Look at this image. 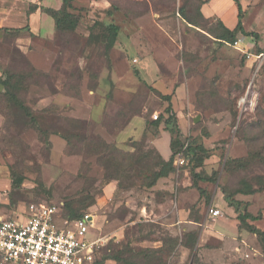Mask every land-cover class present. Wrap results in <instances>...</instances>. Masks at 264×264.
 <instances>
[{
	"label": "rangeland",
	"instance_id": "1",
	"mask_svg": "<svg viewBox=\"0 0 264 264\" xmlns=\"http://www.w3.org/2000/svg\"><path fill=\"white\" fill-rule=\"evenodd\" d=\"M204 1L73 0L74 31L58 32L48 16L33 20L35 29H24L28 21L0 24V216L72 204L95 216L99 258L129 248L153 251V264H264L259 238L238 230L224 195L242 180L255 187L237 198L261 215L251 223L264 231V0H251L245 12L249 35L228 42L216 38L217 18L198 16ZM30 5L0 0V23L21 9L29 16ZM222 8L228 23L237 18L229 0ZM111 24L120 31L108 49ZM8 75L27 113L2 84ZM169 95L182 143L208 150L196 172L210 179L198 187L189 162L150 187L159 154L170 152L169 135L158 137ZM251 152L262 160L244 171L229 166ZM92 197L94 205L80 203ZM211 207L227 235L209 226Z\"/></svg>",
	"mask_w": 264,
	"mask_h": 264
},
{
	"label": "trees",
	"instance_id": "2",
	"mask_svg": "<svg viewBox=\"0 0 264 264\" xmlns=\"http://www.w3.org/2000/svg\"><path fill=\"white\" fill-rule=\"evenodd\" d=\"M72 1L73 0H62V7L58 10L49 8V7H39L38 5L32 4L29 8V14L35 13L39 8L42 12L53 18L55 22V27L58 32H65V31H74L77 28V22L74 19L73 15L69 11V9L72 8ZM236 3V6L238 8V24L237 27L234 30L228 29L222 22L219 23L220 30L216 32V38H218L221 42L225 41L228 42L230 40H233L235 36L238 33H241L243 35H249L244 30L243 27V17H244V10L241 5L240 0H234ZM204 4V2H203ZM202 4V5H203ZM181 13L185 15V19L189 22V24H193L198 27V23L186 16L184 13L183 8H181ZM198 16L201 19H205L204 15L201 13V8L198 10ZM24 29L29 30V27H25ZM107 32V48L111 49L116 43L118 33L120 31L119 27L111 24L107 26L106 28ZM22 30V29H19ZM18 30V31H19ZM254 35V34H252ZM15 79L14 75H8L6 80H2V84L5 86V88L8 89V93L10 95L11 101L13 104L19 108L22 109L24 112H28V108L19 101L16 94L12 91V81ZM165 100L168 102V107L166 109L167 118L165 119V127L166 131H169L172 133V139L170 143V148L172 152V156L168 161L163 159V157L159 154V165L161 166L156 172H154L153 179L151 182V186H155L157 182L162 179L168 177L171 173L174 172V157L178 155L179 153L184 151V148L186 147V143H182L180 139L181 130L179 129L176 121V115L173 110L172 105V98L171 96H165ZM162 123L161 117H158L156 121H153L151 124L154 125L155 128H159L160 124ZM175 136V137H174ZM113 150L115 152H119V149L114 146ZM186 157L188 159L189 165L192 164L194 167L193 171V183L195 187H198V182H207L210 177L206 178L202 173H197L196 170L201 168L204 164V161L206 160L208 156V150H206L203 146H197V145H187V149L185 150ZM264 157V156H263ZM259 154H255L251 152L246 158L244 159H235L230 161L229 166H233L235 169H238L239 171L247 170L249 167L254 165L257 161L262 160L263 158ZM262 162V161H260ZM259 162V163H260ZM263 178H258V183H262ZM261 185V184H260ZM257 189L253 187L252 185L248 184L246 181H243L240 183V186L236 188L233 191H224L225 195V201L229 205V207L233 208L235 210V213L237 214V219L239 221V228L238 230L241 231H248L254 235H256L259 238V241L262 245V250L264 253V231H261L257 229L251 222H255L261 219V215L254 216L248 211V204L244 203L243 201L239 200L237 197L239 195L243 196H249L256 194ZM87 200H80V203H83L84 207L88 208L91 205H94L95 198L92 197L88 204H86ZM63 216L68 219L69 221L77 220L79 218H82L85 213L80 212V210L73 208L72 204H66L63 211ZM197 222V221H195ZM107 260H114L116 262H126L127 264H153L154 261H157L158 258H155L153 255V251L144 250L140 252H134L131 249L127 248L126 251L122 253H115L113 251L112 254H108L106 256L103 255V257L100 258V260L97 261L96 264H105ZM0 261L2 263V259L0 256Z\"/></svg>",
	"mask_w": 264,
	"mask_h": 264
},
{
	"label": "built area",
	"instance_id": "3",
	"mask_svg": "<svg viewBox=\"0 0 264 264\" xmlns=\"http://www.w3.org/2000/svg\"><path fill=\"white\" fill-rule=\"evenodd\" d=\"M186 149L187 145L174 160L177 170L188 165ZM62 211L58 205L32 204L21 216H0L2 264H96L102 239L93 235L95 216L84 214L69 221ZM209 212L220 215L213 207ZM57 219L63 222L61 227Z\"/></svg>",
	"mask_w": 264,
	"mask_h": 264
},
{
	"label": "crops",
	"instance_id": "4",
	"mask_svg": "<svg viewBox=\"0 0 264 264\" xmlns=\"http://www.w3.org/2000/svg\"><path fill=\"white\" fill-rule=\"evenodd\" d=\"M54 1H56V3L58 4V6L59 5H61L62 4V0H8V2L11 4V3H23L24 5L25 4H35V5H38V3L39 4H41V3H43V4H41L39 7H50V3H52V2H54ZM222 1L223 0H206V1H204V4H203V6H202V13L204 14V16L206 17V18H217L216 20H218L219 22H222L228 29H230V30H234L236 27H237V24H238V8H237V6H236V3H235V1L234 0H229V3H230V5L232 6V8H233V10H234V14H236L237 13V18H235L234 19V21H232L231 23L229 22H227V18H228V11H225L223 8H222ZM251 0H240V2H241V5H242V7H243V10H244V15H245V12H247V8L251 5V2H250ZM30 5V6H31ZM20 12V13H19ZM18 13H17V15H18V17L15 19V20H10V22L8 23V25H7V23H5L4 21H1V23L0 24H2V25H6V26H17L20 22H24V21H28L27 22V26L26 27H29V28H33L34 26H33V24H32V22H33V20H35L36 18H41V19H44V18H46L48 15H44V14H41L42 13V11H41V9L39 8L35 13H31V14H29V16H27V11H24V10H20ZM20 15H22L23 17H19ZM30 17V18H29ZM48 17H50V16H48ZM51 18V17H50ZM29 19H30V21H29ZM47 19V18H46ZM243 22H244V19H243ZM16 24V25H15ZM55 24V23H54ZM31 27H30V26ZM55 26V25H54ZM243 27H244V25H243ZM25 28V27H24ZM39 28H42V26H40ZM17 29H19V28H17ZM33 29H35V27L33 28ZM43 30V29H42ZM245 30V29H244ZM135 122V121H134ZM134 122H133V120H131V122H129V125H128V127L127 128H129L131 125H133L134 124ZM126 128V129H127ZM134 129V128H133ZM169 135V136H168ZM164 136H168V145H169V148H170V143H171V139H172V133L171 132H169V131H165V130H160L159 131V139L161 140ZM156 146H157V148L159 149V147H158V144L156 143ZM170 152H169V156L168 157H164V155H163V157H164V159L166 160V161H168V159H169V157H170V155H171V148H170V150H169ZM163 179V178H162ZM161 180V179H160ZM194 185V184H193ZM226 202V201H225ZM217 207H218V205H217ZM213 207V208H215V209H217V210H219L220 209V207ZM222 209V208H221ZM220 211V210H219ZM207 214H208V217L209 218H211V219H213V220H215V223H211L209 226H212L213 228H215L216 230H218V232L219 233H223V234H225L221 229H219V228H217L218 227V225H217V222L219 221V219L221 218V217H219V216H217V217H214V216H212L211 214H210V212H209V210L207 211ZM220 214H221V211H220ZM195 222V221H194ZM234 224V223H233ZM234 229L236 230V226L234 225ZM225 235H227V234H225ZM207 236H211V235H207ZM208 237V238H209Z\"/></svg>",
	"mask_w": 264,
	"mask_h": 264
},
{
	"label": "water",
	"instance_id": "5",
	"mask_svg": "<svg viewBox=\"0 0 264 264\" xmlns=\"http://www.w3.org/2000/svg\"><path fill=\"white\" fill-rule=\"evenodd\" d=\"M196 122H198V119L196 120Z\"/></svg>",
	"mask_w": 264,
	"mask_h": 264
}]
</instances>
